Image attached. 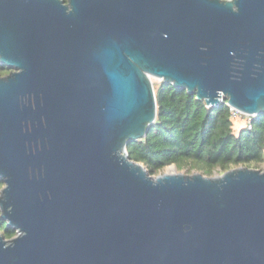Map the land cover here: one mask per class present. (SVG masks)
<instances>
[{"label":"water","instance_id":"water-1","mask_svg":"<svg viewBox=\"0 0 264 264\" xmlns=\"http://www.w3.org/2000/svg\"><path fill=\"white\" fill-rule=\"evenodd\" d=\"M0 63V264H264V170L127 152L154 77L264 114V0H0Z\"/></svg>","mask_w":264,"mask_h":264},{"label":"trees","instance_id":"trees-1","mask_svg":"<svg viewBox=\"0 0 264 264\" xmlns=\"http://www.w3.org/2000/svg\"><path fill=\"white\" fill-rule=\"evenodd\" d=\"M11 70L0 63V75ZM157 117L144 138L131 141L128 156L156 174L167 164L213 175L237 165L258 166L264 161V114L251 117L252 128L244 125L236 133L229 104L210 105L187 88L160 80L154 84ZM4 182L0 179V189ZM0 231L16 234L0 216Z\"/></svg>","mask_w":264,"mask_h":264},{"label":"rangeland","instance_id":"rangeland-1","mask_svg":"<svg viewBox=\"0 0 264 264\" xmlns=\"http://www.w3.org/2000/svg\"><path fill=\"white\" fill-rule=\"evenodd\" d=\"M160 80L159 79H157V78H153V84H155V83H157V82H159ZM233 122H234V130H235V132L237 133L238 131H239V129L240 128H242L245 124H246V118L244 117V118H236L235 120H233ZM169 166H173V163L172 164H167V166L166 167H164L160 172H158V173H164V172H167V169H168V167ZM237 166H239V165H237ZM256 168H259V169H261V170H264V161L263 162H261L258 166H255ZM255 167H252V168H255ZM235 168V167H234ZM175 170L177 171V172H182V173H193V172H195V171H189L187 168H185V169H177V167H176V165H175ZM223 172V171H222ZM158 173H156V174H158ZM221 173V171L220 172H218V171H216L213 175H217V174H220ZM156 174H154V175H156ZM0 233H1V231H0ZM2 234V233H1Z\"/></svg>","mask_w":264,"mask_h":264},{"label":"built area","instance_id":"built-area-1","mask_svg":"<svg viewBox=\"0 0 264 264\" xmlns=\"http://www.w3.org/2000/svg\"><path fill=\"white\" fill-rule=\"evenodd\" d=\"M220 99H221V101H225L227 103L224 93H221ZM229 106H230V110H231V118L233 120H235L236 118H244L245 117L246 121H247L245 125L248 126L249 128H252L251 117H253V116H250V115L240 111L238 108H235L231 105H229Z\"/></svg>","mask_w":264,"mask_h":264},{"label":"bare ground","instance_id":"bare-ground-1","mask_svg":"<svg viewBox=\"0 0 264 264\" xmlns=\"http://www.w3.org/2000/svg\"><path fill=\"white\" fill-rule=\"evenodd\" d=\"M223 93V92H222ZM168 172H175V167L174 166H169L167 169Z\"/></svg>","mask_w":264,"mask_h":264}]
</instances>
